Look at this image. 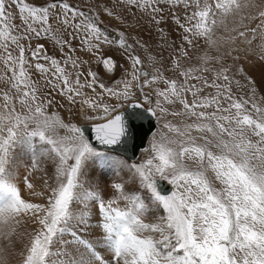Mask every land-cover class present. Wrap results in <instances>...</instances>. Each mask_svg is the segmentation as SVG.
Segmentation results:
<instances>
[{
	"label": "snow or ice",
	"instance_id": "obj_1",
	"mask_svg": "<svg viewBox=\"0 0 264 264\" xmlns=\"http://www.w3.org/2000/svg\"><path fill=\"white\" fill-rule=\"evenodd\" d=\"M200 39L216 55L189 66ZM241 61L264 62V0H0V238L19 264H264V81ZM58 98L78 122L49 112ZM145 118L161 127L148 157H114ZM94 165L128 179L94 186Z\"/></svg>",
	"mask_w": 264,
	"mask_h": 264
},
{
	"label": "rangeland",
	"instance_id": "obj_2",
	"mask_svg": "<svg viewBox=\"0 0 264 264\" xmlns=\"http://www.w3.org/2000/svg\"><path fill=\"white\" fill-rule=\"evenodd\" d=\"M74 2H75V0H74ZM102 19L104 20V23L102 26L107 28L110 33H114V30L117 28H120L121 30H126L125 26L120 25L118 21L109 20L107 17H102ZM227 23H228L229 27L232 26L231 19ZM255 23H258V21L252 23L251 26L254 27ZM172 27H174V25H172ZM165 30L168 31V28H166ZM58 35H62V38H65V39L68 38L66 33H63V30H61V33H58ZM132 35L134 37H137V38H139L142 35L143 39L148 42L149 46L152 48H155L156 41L149 38L147 31H144L143 33L134 31V32H132ZM223 35H224L223 30L217 29L213 39L220 38ZM171 38L177 39V42H179L178 38L175 36V33L171 34ZM37 42L43 43L45 45V48L47 49L48 54L59 57V55H60L59 47H58V45H56L54 40L42 37L39 41H33V44H35ZM72 43H73V47L79 48V46H80L79 40H74V41H72ZM225 50H226L225 48H221L222 52ZM65 51H67V49H65ZM189 51L192 54V60L189 64V66H192V67H199V65L197 64V59L199 56L203 55V53L205 51L208 52L209 55H216L215 49L209 48V46L206 44V42L203 39L199 40L195 49L189 48ZM75 55L79 56L81 59H84V60H91L92 59V57L90 55H88L82 51H78L77 53H75ZM141 55L143 56L145 54L141 52ZM117 58L119 59V53H117ZM120 62L123 63V61H120ZM241 62L244 63L243 61H241ZM227 63L231 64V60L229 59L227 61ZM91 67L93 68V70L101 72V78L104 80V82L106 84L110 83L111 77L108 75H104V73L100 69L97 68L95 63H92ZM146 67H147V63H146ZM244 67H245L247 74L249 76H252L257 81L258 84H260L262 81H264V62L254 61L253 64L244 63ZM0 70H2V66H0ZM116 75L119 76L120 73L117 72ZM260 92H261V94H264V87H261ZM59 104H63V107H60ZM70 107H71L70 105H68L63 100H59V98H58V104L53 105V107L49 109V112L50 113L51 112L58 113L65 120V122H69V121L78 122V121H76L75 116L70 112ZM17 108L19 109L18 105H17ZM156 123H157L156 130L149 136L148 141H147V145L145 148H143L141 150L140 155H139L137 160L131 161L127 157L121 156L118 153H114L113 154L114 157H115V155H118L119 159L121 161H127V163L141 162L144 159H146L148 157V155L150 154L146 150L149 149L151 146L153 134L155 132L161 130L160 123H158L157 121H156ZM60 134L63 135V129L60 130ZM99 150L106 151L103 149H99ZM29 165H30V160L27 156L22 155V154H20V155L18 154L15 156L12 167H13V169H15L18 172V176H19L18 186L21 188L22 194H23L25 199H31L34 202H43L38 197L31 196L29 194V191L26 189V187L23 183L22 177L26 174V169ZM21 169H22V171H21ZM50 171H51V169H49V172ZM117 171H119V169H117ZM41 175H42L41 173H36L37 178H39ZM90 179H91L94 186H99L100 188L107 189L108 185H110L114 180H118V179L127 180L128 179L127 168L125 167L123 169V171H119V175L117 176L116 172H114L112 169H101L100 166L94 165L93 168L91 169ZM129 186H131V185H129ZM36 190L37 191L41 190V186L39 184L36 185ZM103 195L105 196V198H108L109 192L107 190H105ZM123 206H124V204H123V202H121V207H123ZM94 227H95V223H94ZM27 230L31 231V227H28ZM17 231L23 232L24 226L19 227L17 229ZM99 231L100 230L97 229V235L94 238H96V239L101 238L98 235ZM155 235L158 238V234H155ZM20 247H22V245L19 242V240H17L14 245L9 246L7 240L0 238V248H4L5 254L7 255L8 264H19L20 257L18 256V252L20 250ZM100 247H103V245H100Z\"/></svg>",
	"mask_w": 264,
	"mask_h": 264
},
{
	"label": "water",
	"instance_id": "obj_3",
	"mask_svg": "<svg viewBox=\"0 0 264 264\" xmlns=\"http://www.w3.org/2000/svg\"><path fill=\"white\" fill-rule=\"evenodd\" d=\"M156 127H157L156 120H152L150 123L149 120L145 118L143 121V129L140 130V132L138 133V135L142 137V139H137L135 141V145H133V142L129 140L125 145H121L118 149H116V151H118L119 154H122L129 159L132 160L136 159L140 150L146 146L148 137L156 130ZM87 134L92 137L91 142L97 148L107 150L104 148V146L99 145L98 142L95 141L94 135L91 133V129H89ZM161 184L166 192L171 189V186L167 185L166 182H161Z\"/></svg>",
	"mask_w": 264,
	"mask_h": 264
},
{
	"label": "bare ground",
	"instance_id": "obj_4",
	"mask_svg": "<svg viewBox=\"0 0 264 264\" xmlns=\"http://www.w3.org/2000/svg\"><path fill=\"white\" fill-rule=\"evenodd\" d=\"M99 149H100V148H99ZM18 154L20 155V153H19V152L17 153V155H18ZM21 171H22V169H21ZM22 188H23V187H22ZM26 189H27V188H26ZM25 191H26V190H25ZM24 193H25V192H24Z\"/></svg>",
	"mask_w": 264,
	"mask_h": 264
}]
</instances>
